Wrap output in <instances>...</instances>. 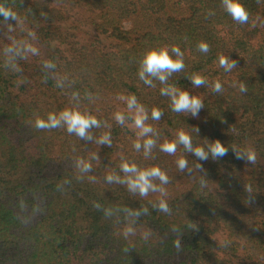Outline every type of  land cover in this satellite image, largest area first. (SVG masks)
<instances>
[{
  "label": "trees",
  "instance_id": "1",
  "mask_svg": "<svg viewBox=\"0 0 264 264\" xmlns=\"http://www.w3.org/2000/svg\"><path fill=\"white\" fill-rule=\"evenodd\" d=\"M240 2L246 24L222 0H0V264H264V0ZM171 46L184 53L185 68L168 82L202 99L198 117L173 112L159 81L139 79L144 54ZM219 54L237 68L225 72ZM193 73L209 85L219 80L223 92L193 87ZM119 95H135L148 111L158 133L148 158L133 147L132 121L114 119L117 111L132 115ZM153 107L163 112L158 121ZM65 108L101 121L91 140L63 126L35 127L37 116ZM179 130L194 146L219 140L228 154L198 161L182 145L175 155L160 151ZM105 132L111 147L97 143ZM234 146L253 149L256 163L237 159ZM181 156L191 173L177 167ZM124 161L160 167L167 195L141 197L108 182L125 178ZM160 199L170 213L153 206Z\"/></svg>",
  "mask_w": 264,
  "mask_h": 264
},
{
  "label": "clouds",
  "instance_id": "2",
  "mask_svg": "<svg viewBox=\"0 0 264 264\" xmlns=\"http://www.w3.org/2000/svg\"><path fill=\"white\" fill-rule=\"evenodd\" d=\"M222 5L225 11L232 17V19L239 24H246L249 21V12L245 6L240 2V0H222ZM211 14V13H210ZM197 49L200 52L208 53L210 51V46L206 42H200L197 45ZM184 53L178 46L153 48L148 50L142 60L140 61V67L138 71L139 79L147 86L155 87L154 81H159L162 85L160 88V94L166 96L170 99V107L173 112L176 113H187L192 117H198L199 112L204 108V103L202 99L198 96L191 95L188 91L182 90L170 84L169 78L177 72H181L185 68L184 64ZM219 67H221L225 72H231L233 69L237 68V61L230 59L229 56L224 54L218 55ZM187 79L191 82L192 86L195 88H200L209 85L208 79L200 73H193L188 76ZM211 90L214 93L223 92V85L219 80H216L211 85ZM236 87V84H233ZM239 91L242 93L247 92V87L244 83L239 84ZM117 99L123 100L127 104V110L133 113L131 116L126 117L123 112L117 111L114 114L115 121L121 126L125 125L126 119H130L137 132V141L134 143L133 147L136 151H140L141 148L144 150V157L148 158L152 152V149L157 145L158 133L153 128L152 125L148 124L149 119L147 109L139 103L135 95L123 96L119 95ZM163 116L161 109L153 107L151 110V119L160 120ZM65 127L69 134H75L82 139L91 140L92 136L89 134V130L92 128H100L101 121L96 118V116L81 112L78 108H65L59 114L49 113L47 119H42L37 116L35 120V127L40 130H51L60 127ZM195 131L199 133L198 128H194ZM142 141V142H141ZM98 144L107 145L111 147V134L110 132L103 133L98 141ZM178 145H182L187 153L194 155L198 161H207L210 157L213 160L220 159L228 154L229 148L222 144L219 140L211 142L206 146H194L192 141V136L185 132L184 130H179L176 134V139L173 141L164 140L162 144L159 145L160 151L167 153L169 155H175ZM237 159L244 160L246 163L255 164L257 161L256 153L251 148L240 149L237 147H232ZM82 171L88 172L91 170V164L83 163ZM177 167L181 171L187 170L191 173L192 169L189 168V161L184 156H181L176 161ZM200 171H204L202 164L197 163L195 165ZM120 170L125 174V178L121 179L119 176L108 175V182H117L126 184L129 191L133 193H138L141 197H147L149 193H159L161 197L166 196V188L169 181V177L165 171H162L160 167L153 166L149 168H140L135 163H129L124 161L120 165ZM206 175V173H205ZM159 181V184L154 183V181ZM202 186H206L205 181H201ZM245 191L251 195V187L246 186ZM158 207V210L165 213H170L166 200L160 199L158 205H153ZM97 209L100 208L99 204H96ZM107 214V213H106ZM131 229H128L125 235L131 233ZM173 232L177 236L176 247H180V236L181 233L178 229L174 228Z\"/></svg>",
  "mask_w": 264,
  "mask_h": 264
},
{
  "label": "rangeland",
  "instance_id": "3",
  "mask_svg": "<svg viewBox=\"0 0 264 264\" xmlns=\"http://www.w3.org/2000/svg\"><path fill=\"white\" fill-rule=\"evenodd\" d=\"M132 114H133V113H132ZM131 128H132L133 130H137V129H135V128H134V126H133V125H132V127H131Z\"/></svg>",
  "mask_w": 264,
  "mask_h": 264
}]
</instances>
